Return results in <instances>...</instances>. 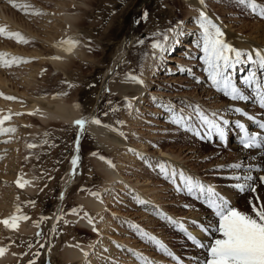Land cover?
<instances>
[{"label":"rangeland","instance_id":"obj_1","mask_svg":"<svg viewBox=\"0 0 264 264\" xmlns=\"http://www.w3.org/2000/svg\"><path fill=\"white\" fill-rule=\"evenodd\" d=\"M257 1L264 4V0ZM14 4L31 7L25 10ZM206 4L207 12L214 13L217 22L223 25L224 37L230 36L225 25L230 24L233 25L231 34H242L264 49L260 35L264 33V17L238 4L237 0H206ZM145 11L148 16L142 20ZM198 15L199 8L192 0H0V27L10 33H21L28 41L22 43L16 38L0 35V52L22 58L20 63L11 67H0V75L6 81L5 87L0 85V93H3L0 99L15 97L7 99L10 101L7 105L0 104V118L10 117L0 127L15 129L0 135V221L14 214L28 217L17 222L21 225L17 229L0 223V248L6 249L0 255V264H29L30 261L46 264L47 259L48 264H86L95 249L99 251L96 264H111L113 261L115 264H138L127 251L129 248L143 253L155 264H177L137 237L122 223L125 220L133 221L158 237L183 264H197V259L206 258V250L188 242L183 232L153 215L151 206L137 205L126 186L135 192L142 189V196L147 197L143 199L158 200L151 201L177 220L189 216L192 224V211L197 213V218H204L206 226H216L218 218L213 211L210 214L203 200L176 193L169 182L129 151L135 149L134 145L143 147V153L159 160L160 150L176 154L183 152L184 169L227 192L229 196L225 195L232 206L251 212L249 200L257 196L259 186L254 184L255 193L241 192L233 187L236 183L233 177L243 174L259 177L264 174L260 170L264 165L260 163L249 171L245 163H239V154L232 147L234 142L230 140L228 144L220 145L212 142V138L202 140L180 130L168 122V114L152 101V97L163 98L165 103L172 101L179 107V101L187 98L204 107L201 99L206 89L221 94L212 86L208 65L201 59ZM170 28L174 31L169 32ZM157 32L169 37L164 42L165 51L151 47L154 40L163 41V35H153ZM69 38L79 41L76 54L58 67L51 62V57H61L53 43ZM140 40L144 43H138ZM183 40L188 41L191 48L183 46ZM179 51L183 54H177ZM170 57L174 59L170 60ZM244 64L241 75L232 79L234 83L238 82L237 86L248 88L242 80L251 71L257 72L258 79L264 78V72L257 65ZM108 71L110 74L106 75ZM230 72L235 73L232 68L229 70L231 75ZM128 73L144 80L143 89H129L125 94L116 89L113 84L126 82ZM248 90L252 92L253 88ZM189 92H194V97L187 96ZM199 92L201 97L197 98ZM126 96L135 98L132 100L133 111L124 106ZM220 96L213 94L206 99L205 103L211 102L204 109L214 110V103ZM35 97L77 104L82 118L99 119L101 124L98 126L104 129L107 128L105 125L112 126L106 129L110 132L113 131L109 129H119L125 136L114 132L130 145L106 144L107 141L89 130L88 125L79 138L80 128L72 122L54 119L43 123L38 115L27 110L35 103ZM255 98L254 95L246 101L245 108L251 115L260 114L262 110L253 106ZM13 104L21 109L7 111L6 106ZM112 108L119 110L113 112ZM217 109L215 111L224 114L222 109ZM226 115L225 112L223 116ZM118 120L125 123L117 124ZM100 156L110 160L121 177L111 178L97 162ZM74 157L79 158L75 172L72 166ZM232 163H239L244 168L217 167ZM68 176L73 183L66 188ZM136 177L141 179L139 186L132 185ZM18 180L30 183L20 187ZM91 192H100L101 197H94ZM260 201L264 202V197ZM96 204L102 207L94 209ZM185 204L191 207H183ZM72 208H78V214H72ZM85 213L93 218L97 231H93L92 224H86L89 222L84 218ZM54 214L56 225L51 223ZM103 234L106 248H99L98 242L102 241ZM204 235L208 242L215 238ZM113 242L125 247L119 249ZM76 247L83 250L84 257H66V248L73 251Z\"/></svg>","mask_w":264,"mask_h":264},{"label":"snow or ice","instance_id":"obj_2","mask_svg":"<svg viewBox=\"0 0 264 264\" xmlns=\"http://www.w3.org/2000/svg\"><path fill=\"white\" fill-rule=\"evenodd\" d=\"M198 2L202 6L199 15L196 18L197 24L201 30L203 52L201 59H203L208 65V77L212 86L216 90L221 91L224 96L228 97L231 101L248 100L249 95L233 82L229 70L234 68L237 64L244 62L255 64L261 72H264V50H242L228 43L224 38L225 32L223 25L208 15L206 0H198ZM237 3L248 7L253 13L260 17H264V4H258L257 0H237ZM14 6L25 10L31 7L27 4H14ZM147 16L148 13L145 11L141 16V19H147ZM139 22L140 21L138 20L137 23ZM180 23L182 24V22ZM168 31L171 32L174 31V29L170 28ZM0 35L16 38L18 42L22 43L28 42L21 33H10L3 27H0ZM153 35H163V41L154 40L151 47L159 51H165L166 48L164 42L169 39L168 35L159 32L153 33ZM78 43L79 41L69 38L62 41L61 46L64 47L65 51L71 52ZM138 43L143 44L144 41L140 40ZM155 54L156 53L154 52L153 56H155ZM54 59H59V57H54ZM21 60L22 58L11 56L9 53L0 52V67H11L12 64L20 63ZM185 71L187 70L185 69ZM125 81L140 86L144 85V80L140 76L132 73L126 74ZM197 82H199L198 78ZM243 83L244 85H247L248 88L255 89V96L258 98L260 106L264 108V78L258 79L257 72L251 71L248 75L243 77ZM0 95H3V93H0ZM5 98L15 99V97ZM133 99L135 98L124 97V106L129 111L134 110L132 103ZM152 101L157 107L161 108L168 114V122L176 125L178 129L191 133L202 140L215 136L221 142L225 141V126L232 123V121L221 115L219 112L205 110L203 106L198 103H192L188 101L187 98L179 101V107L177 106V103L172 101L165 103L163 98L152 97ZM230 109L237 113H243V115L250 121H254L257 124L258 130L251 131L245 123H242L240 120L235 121L236 126L241 130L240 143L242 147L245 149H264V134L259 131L264 130V120H256L254 115H250L241 107L230 106ZM118 110L119 108L111 109L113 112ZM104 115H107V113ZM9 118L10 117L8 116L0 118V125H3L4 121ZM74 123L80 128V132L78 133L79 137L83 134L86 124L94 123L100 125L101 121L96 118H92L91 120L81 118L74 121ZM116 123L122 125L125 122L118 120ZM105 126L112 127L111 125ZM112 130L118 132L121 136H125V133L120 132L119 129L112 128ZM13 131H15L14 128L0 127V135ZM28 147L31 148L34 147V145H28ZM129 151L137 155V157L141 159L149 169L156 172L161 178L169 182L176 193L186 194L198 200L202 199L207 206L213 210L214 215L218 218V224L216 226H206L199 223V221H191V223L198 227L201 232L215 236L210 242L205 243L189 232L182 221L168 215L159 207V205H154L151 200L141 198L135 190L131 189L130 186H126L129 188L131 199L137 205L145 208L151 206L153 215L171 225L176 230L183 232L187 239L191 240L196 247L206 250V258L197 259V264H264V202L260 201L258 195L254 197V200H249V205L251 206L250 213L241 211L232 206L230 201L217 192L212 185L206 184L199 177L190 174L185 169L179 168L168 161L149 157L145 153L137 152L135 149H129ZM93 155H98V153H93ZM99 158L104 160L109 167L115 168V165L110 160H107L103 156H100ZM78 160V157L72 159L74 172L78 166ZM217 167H228L241 170L244 168V166L239 163L219 165ZM253 167L254 166L249 165V171H251ZM260 170L264 171V169ZM233 179L236 181L233 187L239 191L256 192V187L254 186L256 177L253 175H236ZM258 179L261 183H264V175H260ZM27 183L30 182L24 181V183H21L20 180L17 181V184L20 187H24ZM107 191L108 190L106 189L105 192ZM91 195L97 198L101 197L100 192H91ZM63 197L64 194L61 193L60 198L63 199ZM183 207L190 208L191 205L185 204ZM17 211H19V207H17ZM70 211L72 214H78L79 209L72 208ZM84 218L88 220L89 224L93 225V231H97L93 223V218L88 216L87 213H85ZM21 219H28V217L17 216L14 214L3 221H0V223H3L9 228H16L18 226L17 222ZM122 223L126 224L142 241L153 245L158 252L171 257L177 262V264H183V261L154 234L143 229L133 221L125 220L122 221ZM217 233L219 234L218 236L215 235ZM116 247L123 249L125 246L116 243ZM5 251L6 249L0 248V255H3ZM104 251L107 252L108 250L105 249ZM127 251L138 261V264H155L154 261H151L150 258L146 257L141 252H137L130 248L127 249ZM85 255H90V253H85ZM29 264H34V262L30 261ZM111 264H115V262L113 261Z\"/></svg>","mask_w":264,"mask_h":264},{"label":"bare ground","instance_id":"obj_3","mask_svg":"<svg viewBox=\"0 0 264 264\" xmlns=\"http://www.w3.org/2000/svg\"><path fill=\"white\" fill-rule=\"evenodd\" d=\"M192 2H194V4L199 8V11L201 10V5L199 4V2H198V0H192ZM257 3L258 4H260V2L259 1H257ZM62 5V4H61ZM207 10H208V8H207ZM213 11V10H212ZM208 13V12H207ZM66 17H69L67 14H64ZM208 15L210 16V17H212L214 20H216V21H218L216 18H215V16H214V13H212L211 14V12L210 13H208ZM263 24V23H262ZM226 25V27H227V30H228V32H226V33H229L230 34V36L228 37V35H227V37H224L225 38V40L228 42V43H230V44H232L233 46H235L236 48H238V49H242V50H244V49H247V50H254V48L256 47V49H262V47H260V46H256V44H253L252 43V41L250 40V39H248V38H246V36H243L242 34H237L236 33V35L233 33V34H231L230 32H231V29L233 28V25H230V24H225ZM258 27V26H257ZM244 30V29H243ZM258 31H260L259 30V28H258ZM233 32H235V31H233ZM33 34V33H32ZM260 35H261V39L264 41V33L263 32H261L260 33ZM35 36V35H34ZM184 41V40H183ZM61 42L62 41H56V42H54L53 43V45L55 46V48H56V51L61 55V57H59V59H54V57H51V62L52 63H54L56 66H58V67H62V65H63V62L65 61L66 62V59L68 58V57H70L71 55H74V54H76V52H75V48L71 51V52H67V51H65L64 50V47H62L61 46ZM182 42V41H181ZM185 42V41H184ZM195 43V42H194ZM258 43V42H257ZM264 43V42H263ZM183 46H185V47H188V48H191V46H190V43H188V41H186L184 44H183ZM264 50V49H263ZM37 53H39V52H37ZM177 54H183L181 51H179V53H177ZM174 58H172V57H170V60H173ZM245 64L244 63H240V64H237L234 68H232V71H235V73L234 72H230L231 73V75H232V79L234 80V77H237L238 76V74H240L241 75V69H245L244 66ZM169 66H170V64H169ZM252 66H255V64H252ZM257 68H258V66H257ZM191 69V68H190ZM189 69V70H190ZM195 71V70H194ZM110 71H108L107 73H106V75L109 73ZM110 74V73H109ZM107 77V76H106ZM243 77V76H242ZM107 79V78H106ZM105 80V79H104ZM238 81V80H237ZM241 81V80H240ZM243 81V80H242ZM234 82V81H233ZM116 83V82H115ZM113 84L115 87H116V89L118 88L121 92H122V94H125V93H127V90H132L133 88H135V89H138V90H141V89H143V86H140V85H138V84H134V83H131V82H124V83H121V81H120V84ZM106 84V83H105ZM0 85L1 86H4L5 87V85H6V81H5V79L0 75ZM237 85H238V82H237ZM211 86V85H210ZM102 87V86H101ZM239 87H241L242 88V90H244L245 91V93L247 94V95H249V98H251L252 96H254L255 95V89L253 88V91L251 92L250 90H248V88L246 87H242V86H240L239 85ZM102 89V88H101ZM100 89V90H101ZM99 90V91H100ZM192 93H194V92H189L188 94H187V96H191V97H194L193 96V94ZM197 94V93H196ZM195 94V95H196ZM213 94H218V96L219 95H221L220 97H218L217 98V102H215V100H213L215 103V105H216V108L214 109V110H212V111H215V110H218L217 108H219V109H222V111L221 112H224V114H225V112L227 113V115H226V118H228L230 121H232V123H230L229 125H227V126H225L226 127V130L228 131V134H229V141L231 140L232 142H234V144H232V147L235 149V150H237V153L239 154V163H245V166H249V165H252V166H256V165H260V163L261 164H263L264 165V149H244L241 145H240V143H239V141H238V138H239V128L238 127H236V124H235V121L236 120H240L242 123H245L247 126H250V128H254V130H258V128H257V124H256V122H254V121H250L246 116H244L243 115V113H237V112H234V111H231V109H230V106L231 107H241L242 109H244L245 111H247L246 110V106H247V100H245V101H231L228 97H226V96H224V94L221 92V94L220 93H218V92H216V93H212V92H210V91H208L207 89H206V91L205 92H203V97H202V99L201 100H203V104H204V107H206V105H207V103H210L211 101H208V102H206L205 103V101H206V99H209L210 97H212L213 96ZM98 95H99V93H98ZM101 95H103V93L102 94H100V97H101ZM185 97H186V95H185ZM198 97H201V93L199 92L198 94H197V98ZM214 97H215V95H214ZM189 98V97H188ZM97 100H98V98H97ZM248 100H250V99H248ZM34 101H35V103L34 104H31V105H29L28 106V108H27V110L28 111H32V112H34L36 115H38L39 117H40V120L43 122V123H46L48 120H54V119H56V120H63V121H69V122H72V123H74V121H76V120H78V119H81L82 117V115H80V113H79V111H80V109L77 107V104H68V103H65V102H63V101H60V102H57V101H55L54 99H51V100H48V98H46V97H35V99H34ZM146 101V100H145ZM189 101V100H188ZM97 102V101H96ZM4 103H6V105L8 104V103H10V101H8L7 99H0V104H3L4 105ZM5 105V106H6ZM14 105V104H13ZM257 105H258V98L256 97L255 98V103H254V105L253 106H255V109H257ZM7 107V111L9 110V109H11V110H19V109H21V107L19 106V105H14V106H11L10 107V105H8V106H6ZM212 107V106H211ZM25 108V107H24ZM95 108H96V106H95ZM258 108H260V107H258ZM262 108V107H261ZM254 109V110H255ZM206 110V109H205ZM249 110V109H248ZM93 111V110H92ZM256 111H258V110H256ZM2 112V111H1ZM94 112H96V111H94ZM218 112V111H217ZM249 114H250V112L249 111H247ZM6 113V112H5ZM4 114V113H3ZM95 114V113H94ZM223 114V113H222ZM223 114V115H224ZM232 114H234V116H232L231 117V115ZM258 114V113H257ZM257 114H254V116L255 115H257ZM93 115V114H92ZM251 115V114H250ZM2 116V115H1ZM256 117V120L257 119H261V120H264V108H262V110H261V113L260 114H258L257 116H255ZM2 118V117H1ZM91 120V119H90ZM134 123V122H133ZM75 124V123H74ZM88 125V128H89V130H92V131H94L96 134H98L99 135V137L102 139V140H104V141H107V142H105L106 144H110V143H112V144H115V146H124V144H127V145H130L129 144V142L128 141H126L124 138H121V137H119V135H117V133L116 132H114L112 129H109V130H112L113 132H110V131H108V130H106V129H108V127L106 128V129H104L103 127H100V126H98L97 124H94V123H88V124H86V126ZM260 131V130H259ZM228 141V142H229ZM110 142V143H109ZM227 142V143H228ZM216 143L217 144H220V145H222L219 141H217L216 140ZM136 150H137V152H144V149H142V148H139V146H136V145H134L133 146ZM145 147H146V144H145ZM160 153L162 154V155H160V160H164V161H168V162H170L171 164H173V165H175V166H177V167H179V168H185V165H183L182 164V159L183 158H185V157H183L182 156V153H175V152H173V151H170V152H164L163 150H160ZM183 158H182V157ZM98 160H97V162L99 163V165L111 176V178H117V177H121V174H119L118 172V170L116 169V168H112V167H109V165L104 161V160H101L100 158H97ZM73 166V165H72ZM71 167V166H70ZM186 170V169H185ZM187 172H189L188 171V169L186 170ZM262 172H264V171H262ZM71 173H73V171L71 172ZM74 174V173H73ZM264 175V174H263ZM71 176V175H70ZM255 177V176H254ZM123 179H126V178H124V177H122ZM121 178V179H122ZM69 179V180H68ZM202 181H204L202 178H200ZM133 180H136L132 185H135V186H139V183L141 182V179L139 178V177H136L135 179H133ZM65 181V180H64ZM205 182V181H204ZM64 183V182H63ZM72 183H73V181L71 180V177H67V183H66V188L67 187H69V186H71L72 185ZM206 184H210V183H207V182H205ZM214 184V183H213ZM254 184L255 185H257L256 187H258L259 186V189H258V193H257V195L260 197V199H262L263 197H264V183H261L260 181H259V179H258V177H256V180H255V182H254ZM211 185V184H210ZM64 186H65V184H64ZM213 186V185H212ZM215 187V189H216V191L217 192H219L220 194H222L225 198H227L226 197V195H228V193L227 192H225V191H223V190H221V188L220 187H216V185H214ZM142 187V186H141ZM63 190H64V187H63ZM63 190H62V192H63ZM65 191V190H64ZM142 189L141 190H137V192L136 193H138L139 195H140V197L143 195V193H142ZM226 194V195H225ZM229 196V195H228ZM142 198H147V197H145V196H142ZM235 198V197H234ZM228 199V198H227ZM150 200V199H149ZM151 200L152 201H158V200H156V199H152L151 198ZM200 200H202V199H200ZM102 206L101 205H99V204H96L95 206H94V209H99V208H101ZM210 212V214H213V212H211V211H209ZM192 213H193V217H192V219L193 220H195V221H199V223H201V224H204L205 225V221H204V218L202 219L201 217L200 218H197V217H199V216H197V213L195 212V211H192ZM56 214H57V211H56ZM56 214H54V217H53V219H52V225H54L55 223H56ZM171 216V215H170ZM173 217V216H172ZM189 216H186L185 217V219H182V220H180V221H182L184 224H185V226L187 227V229H188V231L189 232H191L193 235H195L198 239H200L201 241H203V242H208V238L204 235V233L203 232H201V230L198 228V227H195V226H193L192 224H190V222H189V218H188ZM215 219V218H214ZM206 220V219H205ZM216 220V219H215ZM217 223V222H216ZM87 225H89V223H86ZM18 226H21L20 224H17ZM56 225V224H55ZM16 229H17V227H16ZM53 231V230H52ZM104 234H103V238H102V241H99L98 242V245H99V248L101 247L102 248V246H105L106 245V243L104 242ZM106 236H108L107 234H106ZM105 248H106V246H105ZM78 251H77V250ZM76 249H73V251L71 250V249H68V248H66V250H65V255H66V257L67 256H70L71 258H78V257H84V252H83V250L81 249V248H79V247H76ZM99 250V249H98ZM68 253V254H67ZM97 253H99V251L98 252H96V249H95V253L89 258L88 257V260H87V263L86 264H96V260H97V258H98V254ZM133 259V258H132ZM129 264V263H128ZM132 264V263H131ZM188 264V263H187Z\"/></svg>","mask_w":264,"mask_h":264},{"label":"water","instance_id":"obj_4","mask_svg":"<svg viewBox=\"0 0 264 264\" xmlns=\"http://www.w3.org/2000/svg\"><path fill=\"white\" fill-rule=\"evenodd\" d=\"M81 136H79V138H80ZM49 262H48V259H47V262H46V264H48Z\"/></svg>","mask_w":264,"mask_h":264}]
</instances>
